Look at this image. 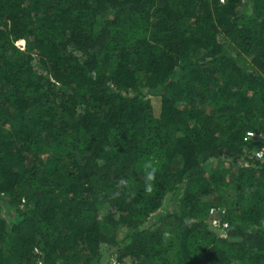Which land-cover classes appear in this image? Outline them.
Listing matches in <instances>:
<instances>
[{
  "label": "trees",
  "instance_id": "16d2710c",
  "mask_svg": "<svg viewBox=\"0 0 264 264\" xmlns=\"http://www.w3.org/2000/svg\"><path fill=\"white\" fill-rule=\"evenodd\" d=\"M263 145L264 0H0V264H264Z\"/></svg>",
  "mask_w": 264,
  "mask_h": 264
},
{
  "label": "built area",
  "instance_id": "2783aa9c",
  "mask_svg": "<svg viewBox=\"0 0 264 264\" xmlns=\"http://www.w3.org/2000/svg\"><path fill=\"white\" fill-rule=\"evenodd\" d=\"M262 134L260 132H257L254 129H248L245 132L244 139L249 140L251 138H259ZM253 156L259 159H264V145L256 148L253 151ZM225 212V208L221 206H212L210 209V215H211V222L215 225H220V216H222Z\"/></svg>",
  "mask_w": 264,
  "mask_h": 264
},
{
  "label": "clouds",
  "instance_id": "9594fccd",
  "mask_svg": "<svg viewBox=\"0 0 264 264\" xmlns=\"http://www.w3.org/2000/svg\"><path fill=\"white\" fill-rule=\"evenodd\" d=\"M144 173H145V192L151 193L153 191V181L155 180L156 173L158 171V167L156 163H154L151 159L146 161L143 165ZM127 188L129 187V182L125 179H121L117 185V188Z\"/></svg>",
  "mask_w": 264,
  "mask_h": 264
},
{
  "label": "rangeland",
  "instance_id": "374dc122",
  "mask_svg": "<svg viewBox=\"0 0 264 264\" xmlns=\"http://www.w3.org/2000/svg\"><path fill=\"white\" fill-rule=\"evenodd\" d=\"M154 104L156 105V111L160 110V97L159 96H153L152 97ZM166 208H160L158 209L151 217V222L152 221H156V219L158 218V216L164 214L166 212ZM102 262H104V264H118V262L114 259V257H109V255L107 253H105ZM126 264V263H124Z\"/></svg>",
  "mask_w": 264,
  "mask_h": 264
}]
</instances>
